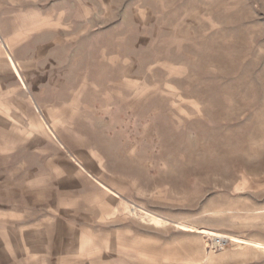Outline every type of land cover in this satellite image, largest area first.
Instances as JSON below:
<instances>
[{
    "label": "rangeland",
    "instance_id": "374dc122",
    "mask_svg": "<svg viewBox=\"0 0 264 264\" xmlns=\"http://www.w3.org/2000/svg\"><path fill=\"white\" fill-rule=\"evenodd\" d=\"M0 264H264V0H0Z\"/></svg>",
    "mask_w": 264,
    "mask_h": 264
}]
</instances>
